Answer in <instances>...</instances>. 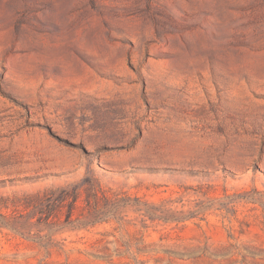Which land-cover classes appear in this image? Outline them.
I'll return each instance as SVG.
<instances>
[{
	"label": "rangeland",
	"instance_id": "374dc122",
	"mask_svg": "<svg viewBox=\"0 0 264 264\" xmlns=\"http://www.w3.org/2000/svg\"><path fill=\"white\" fill-rule=\"evenodd\" d=\"M0 264H264V0H0Z\"/></svg>",
	"mask_w": 264,
	"mask_h": 264
}]
</instances>
